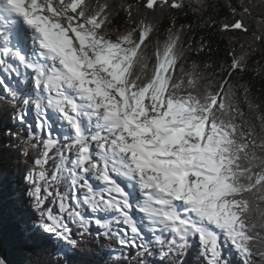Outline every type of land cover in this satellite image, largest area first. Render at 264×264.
<instances>
[{"label": "snow or ice", "instance_id": "snow-or-ice-1", "mask_svg": "<svg viewBox=\"0 0 264 264\" xmlns=\"http://www.w3.org/2000/svg\"><path fill=\"white\" fill-rule=\"evenodd\" d=\"M184 7V0L128 2L121 5L128 26L112 32L108 0H0V71L20 77L22 67L32 85L25 92L0 77L4 99L16 102L15 118L28 129L22 154L38 150L25 177L29 195L40 227L71 247L78 241L68 220L81 237L94 223L98 238L137 249V264L154 253L180 264L194 239L203 264H229L223 244L241 264H264V107L250 116L249 90L232 82L246 71L249 51L233 50L213 79L209 65L186 67L182 27L173 25L151 57L146 51L156 29L143 13ZM247 15L245 6L222 31L264 44V14L258 34ZM30 109L40 117L39 136L27 122ZM49 198L60 214L46 207ZM114 223L126 227L113 231Z\"/></svg>", "mask_w": 264, "mask_h": 264}, {"label": "trees", "instance_id": "trees-1", "mask_svg": "<svg viewBox=\"0 0 264 264\" xmlns=\"http://www.w3.org/2000/svg\"><path fill=\"white\" fill-rule=\"evenodd\" d=\"M88 2L93 6L96 4V0ZM128 2L135 5L140 0H108L115 12L110 26L112 32L123 31L128 26L129 21L121 9V5ZM184 4L181 10L164 8L155 13H143L156 29L147 54L151 57L154 45L157 42L161 45L164 43L173 25L177 29L183 28L181 45L186 67L190 68L193 63L202 68L209 65L204 71L210 79L221 74V69L231 62L230 53L233 50L237 53L249 51L246 71L234 74L232 82L249 90L248 99L252 107L250 109L245 103L243 108L250 116L258 115L256 105L264 107V44L253 43L250 35L239 31L224 32L222 25L235 19L247 6L250 15L245 16V19L249 31L258 34L259 20L264 14V0H184ZM233 9H236V16ZM3 93L4 89L0 87V259L5 264H137V249L124 248L115 238H98L96 233L102 229H98L94 223L89 229L91 235L81 237L80 228L68 220L72 238L78 241L75 247L56 242L52 234L42 230L34 200L29 195L32 185L25 178L33 167L38 150L30 152L28 156L22 154L23 140L29 135L28 129L15 118L21 109L15 101L5 100ZM32 130L40 135L35 128ZM45 167L51 171L52 161ZM60 191L66 192L67 189L61 186ZM46 207L52 208L54 214H60L58 205L52 204L51 198L46 202ZM64 217L67 220L66 213ZM222 247L229 264H241L235 249L228 244ZM115 253L118 257H115ZM146 264H169V261L154 253L146 258ZM180 264H203L198 240L192 241L187 253L181 257Z\"/></svg>", "mask_w": 264, "mask_h": 264}, {"label": "rangeland", "instance_id": "rangeland-1", "mask_svg": "<svg viewBox=\"0 0 264 264\" xmlns=\"http://www.w3.org/2000/svg\"><path fill=\"white\" fill-rule=\"evenodd\" d=\"M1 75H2V71H1ZM3 75H5V74L3 73ZM5 76H6V75H5ZM15 79H16V80H15L16 82L11 81L10 78L8 79V81L6 80V82H7L8 84H12V86H15V87H20V86H22L23 88H25V90H27L26 92H28V91L30 92V86H29V90H28V89H26L25 84H23L22 81L18 80V77H16ZM16 83H17V84H16ZM21 84H23V85H21ZM5 95H6V93H5ZM29 113L32 114V110H31V109L29 110ZM34 113L37 114L36 111H34ZM29 115H30V114H29ZM81 191H82L83 193H85L86 190L81 189L80 192H81ZM82 192H81V193H82ZM20 197H21V196H20ZM85 209H87V208H85ZM99 215L103 216V215H105V214H103V215H102V214H99ZM107 215H108V216H112V215H114V214H112V213H108ZM119 225H120V223H118L117 225L113 224V225H112L113 230H114V231H118V226H119ZM145 238H146V239H149L150 236L147 235V234H145ZM54 239H57V238H54ZM64 245H67V244H64ZM62 255H63V254H62ZM114 255H115V257H118V254H117V253H115Z\"/></svg>", "mask_w": 264, "mask_h": 264}, {"label": "bare ground", "instance_id": "bare-ground-1", "mask_svg": "<svg viewBox=\"0 0 264 264\" xmlns=\"http://www.w3.org/2000/svg\"><path fill=\"white\" fill-rule=\"evenodd\" d=\"M21 73H22V75L19 77L20 78V80H25V78L27 79L28 78V76H27V70L25 71V73H23L22 71H20ZM6 74H8V73H6ZM8 75H10V74H8ZM15 77V76H14ZM16 79H13L12 81H14V82H16L15 81ZM25 84V83H24ZM25 86H27L26 84H25ZM26 89H27V87H26ZM53 124L55 125V127L57 128V131H60V132H62L63 131V129H61V128H59V124L57 123V121H56V119H53ZM54 132H56L55 130H54ZM102 214V213H101ZM133 216L134 217H136V219H138L139 217H138V215H137V213H133Z\"/></svg>", "mask_w": 264, "mask_h": 264}]
</instances>
